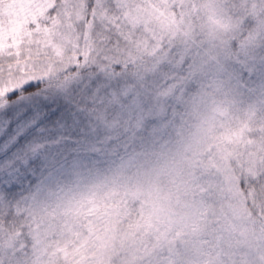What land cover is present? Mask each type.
<instances>
[{
    "label": "snow or ice",
    "instance_id": "obj_1",
    "mask_svg": "<svg viewBox=\"0 0 264 264\" xmlns=\"http://www.w3.org/2000/svg\"><path fill=\"white\" fill-rule=\"evenodd\" d=\"M0 264H264V0H0Z\"/></svg>",
    "mask_w": 264,
    "mask_h": 264
},
{
    "label": "rangeland",
    "instance_id": "obj_2",
    "mask_svg": "<svg viewBox=\"0 0 264 264\" xmlns=\"http://www.w3.org/2000/svg\"><path fill=\"white\" fill-rule=\"evenodd\" d=\"M6 11H9L11 13H15V8L11 7V6H8V7H6ZM238 116L243 117V112H239Z\"/></svg>",
    "mask_w": 264,
    "mask_h": 264
}]
</instances>
